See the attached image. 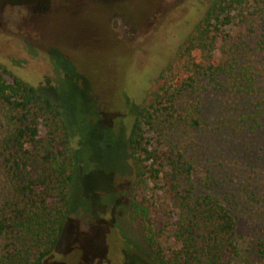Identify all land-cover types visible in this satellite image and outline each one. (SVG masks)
<instances>
[{
  "label": "rangeland",
  "instance_id": "1",
  "mask_svg": "<svg viewBox=\"0 0 264 264\" xmlns=\"http://www.w3.org/2000/svg\"><path fill=\"white\" fill-rule=\"evenodd\" d=\"M211 1L0 0V64L60 109L73 150L65 224L39 264H146L153 256L128 218L129 203L146 198L159 211L164 196L138 180L128 137L143 100ZM220 28L240 63H263L264 51L252 38L237 39L235 24ZM199 92L200 125L167 122L172 142L193 158L199 177L215 179L218 193L263 194L262 144L218 128L225 93L209 85ZM6 196L0 179V202ZM259 199L240 202L242 218ZM159 212L158 220L167 219ZM159 242L166 254L175 247L169 230Z\"/></svg>",
  "mask_w": 264,
  "mask_h": 264
},
{
  "label": "trees",
  "instance_id": "2",
  "mask_svg": "<svg viewBox=\"0 0 264 264\" xmlns=\"http://www.w3.org/2000/svg\"><path fill=\"white\" fill-rule=\"evenodd\" d=\"M228 24L236 25L237 39L252 38L264 51V0H212L132 123L137 178L164 196L160 212L149 199H130L128 218L153 254L146 264H264V188L257 195L245 187L242 199L218 193L215 179L199 177L196 162L164 129L169 121L199 126V91L209 85L227 95L218 128L257 137L264 148V61L239 62L220 28ZM73 164L60 109L0 64V179L7 188L0 264H39L51 253L69 208ZM259 197L256 211L242 218L240 202ZM168 230L175 247L166 254L159 239Z\"/></svg>",
  "mask_w": 264,
  "mask_h": 264
}]
</instances>
